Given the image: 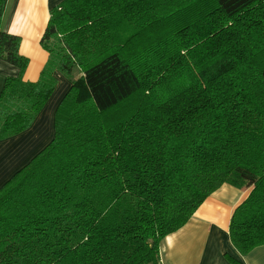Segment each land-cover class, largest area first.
<instances>
[{"label":"trees","instance_id":"trees-1","mask_svg":"<svg viewBox=\"0 0 264 264\" xmlns=\"http://www.w3.org/2000/svg\"><path fill=\"white\" fill-rule=\"evenodd\" d=\"M9 3L0 59L20 73L0 140L32 125L56 71L71 87L53 139L0 187V264H160L161 240L224 183L251 188L233 244H264V0H62L35 81Z\"/></svg>","mask_w":264,"mask_h":264},{"label":"crops","instance_id":"crops-1","mask_svg":"<svg viewBox=\"0 0 264 264\" xmlns=\"http://www.w3.org/2000/svg\"><path fill=\"white\" fill-rule=\"evenodd\" d=\"M62 0H10L4 29L21 36L20 52L29 58L23 72L27 81L38 79L48 59L40 43L50 9ZM17 66L0 59V92L7 76H17ZM57 85L32 125L0 140V187L55 135V113L71 81L55 72ZM251 188L222 184L198 207L189 221L160 242V264H232L226 254L242 264H264V244L242 254L233 244L229 227L236 207ZM153 264V263H147Z\"/></svg>","mask_w":264,"mask_h":264}]
</instances>
